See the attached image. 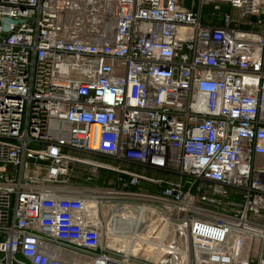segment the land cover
<instances>
[{"label":"built area","instance_id":"built-area-1","mask_svg":"<svg viewBox=\"0 0 264 264\" xmlns=\"http://www.w3.org/2000/svg\"><path fill=\"white\" fill-rule=\"evenodd\" d=\"M0 264H264V0H0Z\"/></svg>","mask_w":264,"mask_h":264},{"label":"rangeland","instance_id":"rangeland-1","mask_svg":"<svg viewBox=\"0 0 264 264\" xmlns=\"http://www.w3.org/2000/svg\"><path fill=\"white\" fill-rule=\"evenodd\" d=\"M209 7L210 6H206L203 9V17L202 18H205L207 16L206 15V12L208 11ZM210 20H213V19H210ZM146 172L150 174V171L149 170H146ZM102 174L106 178H109V177H112L113 176L112 173H107V172H104V171H102ZM84 177H85L84 171L78 170V172H76L74 174V176L72 177L71 182H72V184L74 186H83V185H86V183L84 182ZM104 181H105L104 178L101 176V177L95 178V181H92L91 183H89V185L91 184L93 186H101L102 183H104Z\"/></svg>","mask_w":264,"mask_h":264},{"label":"bare ground","instance_id":"bare-ground-1","mask_svg":"<svg viewBox=\"0 0 264 264\" xmlns=\"http://www.w3.org/2000/svg\"><path fill=\"white\" fill-rule=\"evenodd\" d=\"M206 6L203 7V9L205 8ZM203 9H202V14H203ZM211 9V7H209L208 11L206 12V15L207 17H209L210 19H212L211 15L209 14V10ZM203 17V16H202ZM203 21V20H202Z\"/></svg>","mask_w":264,"mask_h":264},{"label":"trees","instance_id":"trees-1","mask_svg":"<svg viewBox=\"0 0 264 264\" xmlns=\"http://www.w3.org/2000/svg\"><path fill=\"white\" fill-rule=\"evenodd\" d=\"M207 9H208V8H207ZM205 16H206V15H205ZM202 20H203L204 23H208L209 20H210V18L206 16L205 18H202Z\"/></svg>","mask_w":264,"mask_h":264},{"label":"water","instance_id":"water-1","mask_svg":"<svg viewBox=\"0 0 264 264\" xmlns=\"http://www.w3.org/2000/svg\"><path fill=\"white\" fill-rule=\"evenodd\" d=\"M4 30H8V26L7 25L4 26Z\"/></svg>","mask_w":264,"mask_h":264}]
</instances>
